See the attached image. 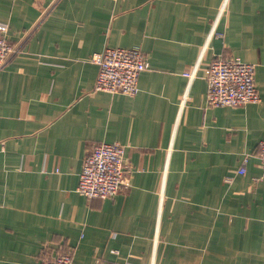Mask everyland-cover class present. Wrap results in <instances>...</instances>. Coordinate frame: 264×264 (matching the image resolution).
<instances>
[{
  "label": "crops",
  "instance_id": "0c3cea01",
  "mask_svg": "<svg viewBox=\"0 0 264 264\" xmlns=\"http://www.w3.org/2000/svg\"><path fill=\"white\" fill-rule=\"evenodd\" d=\"M50 1L0 0L10 42L31 31L0 78V264L59 248L74 264H264V0H229L217 23L223 0ZM133 46L149 62L135 96L96 91L93 54ZM233 55L256 64L261 100L208 106L206 65ZM103 141L125 145L133 185L87 199Z\"/></svg>",
  "mask_w": 264,
  "mask_h": 264
},
{
  "label": "built area",
  "instance_id": "2783aa9c",
  "mask_svg": "<svg viewBox=\"0 0 264 264\" xmlns=\"http://www.w3.org/2000/svg\"><path fill=\"white\" fill-rule=\"evenodd\" d=\"M60 0H51L49 6H55ZM115 1V0H114ZM229 0H223L218 9V18L215 23L228 11ZM9 25L0 23V78L1 71L23 50L30 30L24 32L17 42L11 43L8 38ZM222 32L212 30L211 37ZM210 38V37H209ZM200 57L183 75L188 83L197 77ZM92 61L99 66V74L95 81V90H105L110 93L122 92L128 96H135L140 87L139 75L149 69L146 53L139 47H105L92 56ZM204 78L207 82V105L235 106L251 102H258L261 97L255 78L256 64L243 61L240 57L221 56L206 65ZM187 95V94H186ZM186 104V98L181 108ZM256 155L261 164V174L257 178L264 181V138L257 146ZM125 145L121 142H99L93 144L88 150L82 171L80 173L77 191L84 197L99 198L113 196L126 192L132 187V168L125 160ZM250 157L246 154L242 161L239 173L246 171L245 165ZM230 180V177L227 178ZM39 264H74L72 253L58 249L55 256H42ZM95 264H99L96 262Z\"/></svg>",
  "mask_w": 264,
  "mask_h": 264
}]
</instances>
